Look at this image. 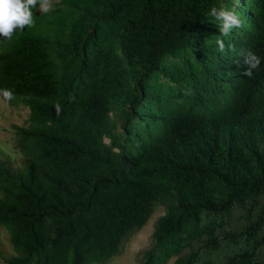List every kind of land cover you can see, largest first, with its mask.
<instances>
[{
    "label": "trees",
    "instance_id": "1",
    "mask_svg": "<svg viewBox=\"0 0 264 264\" xmlns=\"http://www.w3.org/2000/svg\"><path fill=\"white\" fill-rule=\"evenodd\" d=\"M221 2L241 20L228 36ZM37 8L0 36V89L29 110L20 164L0 150L5 263H106L162 206L136 264H264V0Z\"/></svg>",
    "mask_w": 264,
    "mask_h": 264
},
{
    "label": "clouds",
    "instance_id": "2",
    "mask_svg": "<svg viewBox=\"0 0 264 264\" xmlns=\"http://www.w3.org/2000/svg\"><path fill=\"white\" fill-rule=\"evenodd\" d=\"M37 6L40 14H46L52 10L53 0H0V36L10 40L17 29L22 30L25 27H34L35 21L31 9L37 8ZM209 15L219 22L220 36H228L233 28L241 27V20L236 12L228 10L227 6L222 2L219 6H213ZM216 43L220 52H224V41L218 38ZM241 55L244 59V64L247 66L242 74L251 78L253 71L258 69L261 63L260 58L251 50L243 52ZM0 98L8 102L16 97L13 90L0 89ZM54 107L56 114L59 115L60 105L57 103Z\"/></svg>",
    "mask_w": 264,
    "mask_h": 264
},
{
    "label": "rangeland",
    "instance_id": "3",
    "mask_svg": "<svg viewBox=\"0 0 264 264\" xmlns=\"http://www.w3.org/2000/svg\"><path fill=\"white\" fill-rule=\"evenodd\" d=\"M58 0H53V3ZM38 10V8H37ZM29 111L24 105H15L0 98V150L10 155L16 164H20L21 155L14 147L12 124L24 125L27 123ZM165 208L159 206L155 209L146 225L140 230L133 231L122 243L121 254L113 256L103 264H136L139 251L147 248L152 240V231L159 216L164 214ZM14 251L5 228L0 227V264H6L5 257L12 256ZM264 255V248H263Z\"/></svg>",
    "mask_w": 264,
    "mask_h": 264
}]
</instances>
